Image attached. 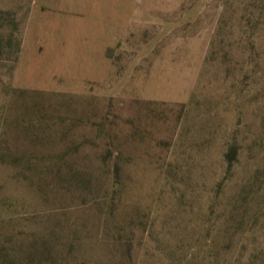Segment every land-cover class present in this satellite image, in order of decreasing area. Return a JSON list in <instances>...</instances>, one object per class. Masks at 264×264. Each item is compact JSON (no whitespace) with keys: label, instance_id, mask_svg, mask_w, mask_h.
<instances>
[{"label":"rangeland","instance_id":"374dc122","mask_svg":"<svg viewBox=\"0 0 264 264\" xmlns=\"http://www.w3.org/2000/svg\"><path fill=\"white\" fill-rule=\"evenodd\" d=\"M32 247L264 264V0H0V264Z\"/></svg>","mask_w":264,"mask_h":264},{"label":"trees","instance_id":"16d2710c","mask_svg":"<svg viewBox=\"0 0 264 264\" xmlns=\"http://www.w3.org/2000/svg\"><path fill=\"white\" fill-rule=\"evenodd\" d=\"M42 256L43 250L40 251L37 247H32L28 252H26L25 260L23 262H17L15 259L11 261H4L3 259L1 264H54L51 257L43 258Z\"/></svg>","mask_w":264,"mask_h":264}]
</instances>
